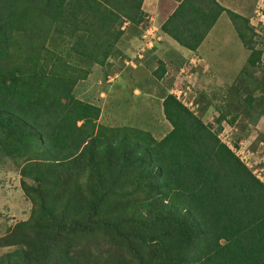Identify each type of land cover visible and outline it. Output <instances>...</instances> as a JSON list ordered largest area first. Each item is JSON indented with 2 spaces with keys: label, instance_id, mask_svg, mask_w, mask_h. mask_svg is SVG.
I'll return each mask as SVG.
<instances>
[{
  "label": "trees",
  "instance_id": "trees-1",
  "mask_svg": "<svg viewBox=\"0 0 264 264\" xmlns=\"http://www.w3.org/2000/svg\"><path fill=\"white\" fill-rule=\"evenodd\" d=\"M143 2L0 0V166L17 168L31 204L0 238V264H264V180L218 137L238 114L221 111L212 130L166 94L171 130L156 140L102 124L100 107L76 97L94 66L120 56L127 29L148 28ZM179 2L162 31L196 52L224 9ZM227 15L249 52L236 109L254 125L264 115V76L254 75L264 46L249 18ZM165 73L159 61L153 76Z\"/></svg>",
  "mask_w": 264,
  "mask_h": 264
},
{
  "label": "rangeland",
  "instance_id": "rangeland-1",
  "mask_svg": "<svg viewBox=\"0 0 264 264\" xmlns=\"http://www.w3.org/2000/svg\"><path fill=\"white\" fill-rule=\"evenodd\" d=\"M231 1L240 5L241 11L249 9L253 2V0ZM225 12L227 14V11ZM251 17L252 15L249 17V25L255 33H259L260 37H255V40L257 47L262 48L264 46L263 27ZM123 28H125L124 25ZM151 31L153 29L147 30V32ZM158 35L162 37L158 44L163 45V48L159 54L152 58L156 57L162 62L165 61L168 74L164 75L161 80L152 74L154 69L156 70L154 63L156 61L150 55V57L146 55L142 60L134 59L135 68L124 67L119 56L109 60L112 67L105 66L101 72L95 68L97 70L94 74L87 77L85 83H82L81 87L87 88L86 83L91 86L89 89L94 94L91 99L92 103L101 109L100 122L109 127L129 126L142 129L149 132L156 140H160L171 130L162 111L161 103L165 95H178L179 92L186 91L188 88L190 93L185 101L186 104L196 116L201 118L204 124L212 125V130L217 128L214 121L221 111L229 113L227 119L238 114L234 125H230L227 120L222 123L225 132H222V129L219 136L230 147H234V141H238L239 137L240 148L234 152L247 163L254 174L264 178V147L262 143H259V137L264 133L262 122H257L256 126L251 124L247 131L245 130L244 124L248 118L236 109L237 97L233 91L237 90L241 84L237 81V76L245 66L249 52L238 39L228 16L223 15L207 39L196 50L195 55L200 64L195 63V58L194 62H191L193 59L190 60L189 56H187L188 63L181 55L167 56L165 53L175 50V48L170 47L166 50V44L171 42L169 40L166 42L164 34L161 32ZM143 43L142 39L126 37L125 41L117 47H119L122 57L133 59ZM145 59L147 61L146 68L141 65L142 70L137 71L136 69L140 68L139 62ZM175 59H178V64L173 62ZM181 61L183 62L181 63ZM259 66L261 69L254 70V75L260 79L262 75L264 76V58ZM135 72L141 74L137 75ZM104 73L107 75L106 79L101 81ZM239 95L242 99L246 92L242 91ZM256 95H259V92ZM181 99H183L182 94ZM82 100L84 99L82 98ZM202 107H205L206 110L202 111ZM0 183V238H2L16 223L28 219L31 204L24 197L19 186L17 168L8 161H4L0 166ZM5 251L7 248L0 249V256Z\"/></svg>",
  "mask_w": 264,
  "mask_h": 264
},
{
  "label": "crops",
  "instance_id": "crops-1",
  "mask_svg": "<svg viewBox=\"0 0 264 264\" xmlns=\"http://www.w3.org/2000/svg\"><path fill=\"white\" fill-rule=\"evenodd\" d=\"M255 1L256 0H253L252 4L250 5V8L247 9L246 11H241L240 8H242L240 5L232 2L231 0H216V2L220 5V7H222L225 11H230L231 13H235L241 17H244V18H249L252 14V11H253V7H254V4H255ZM243 5H245L244 2H242ZM180 5V2L179 0H144L143 2V5H142V10L143 12L146 14V18L147 20L149 21V26L146 30H144V32L141 33L140 36H135V34L130 30V29H127L126 32L124 33L123 37L120 39V41L118 42V46L121 42L125 41L126 37L130 38V37H134V39H138V40H143V34L148 30V29H153V31H156V36L158 37V41H155L154 44H153V48L152 49H148L146 50L145 54H144V57H146V55H150L151 58L156 56L157 54H159V52L162 50L163 48V45H160L158 44L162 37H160L158 34L159 32H161L162 34H164V38H165V41L168 42V40L171 42V43H167L166 44V50H168L170 47H174L175 50H172V51H168L166 52L165 54L167 56H183L185 57L186 61L188 63V58L187 56L191 57L189 58L190 60L193 59V61L191 62H194V58L196 60V64L199 63V60L197 59V56L195 55V52H192L186 48H182L180 47L176 42H174L170 37H168L163 31H162V26L166 23V21L169 19V17L175 12V10L179 7ZM234 5V6H233ZM224 11V12H225ZM222 12L218 18V20L216 21L215 25L212 27L211 30H213V28L216 26V24L221 20V18L223 17V15H227L226 12L224 13ZM244 12H246V14H244ZM151 14V17H149V15ZM228 16V15H227ZM229 18V17H228ZM231 22V21H230ZM211 30L208 32V34L206 35L205 39L202 41V44L203 42L207 39V37L209 36V33L211 32ZM144 42V40H143ZM118 50H119V47H117ZM198 49V48H197ZM120 51V50H119ZM149 56V57H150ZM120 57L122 59V61L126 60V59H129L128 57H122V53H120ZM143 57V58H144ZM132 59V58H131ZM153 59V58H152ZM142 60V59H141ZM153 60H155L156 62L155 63V68L157 69L158 66H159V61H161L159 58H154ZM189 60V63H191ZM162 62V61H161ZM174 63L178 64V59H175L173 61ZM183 61H181L182 63ZM163 64H165V61L162 62ZM139 65H140V68L138 67L136 70L137 71H141L142 70V67L141 65H143L145 68L147 66V61L146 59L142 62H139ZM138 65V66H139ZM185 65V64H184ZM183 65V67H184ZM108 67H112L111 64L110 66L108 65ZM166 67V65H165ZM97 68L99 70V72L102 71V69L104 70L105 68H101L99 66H94L91 70V73H90V77L94 74V72L97 70L95 69ZM182 68V67H181ZM180 68V69H181ZM179 69V70H180ZM155 71V69H154ZM154 71L152 72V74H154ZM137 75L138 74H141V73H138V72H135ZM105 74V73H104ZM168 73L166 72L165 75H167ZM88 76V78H89ZM104 76H107L106 74L105 75H102L101 77V81L103 80V77ZM85 81V80H84ZM84 81H81L77 84V86L75 87V92H76V97L80 100H82V98L84 100L82 101H88L89 103L93 104L92 103V98L94 97V94L91 92V86L86 83L85 86L87 88H84L83 86L81 87L82 83ZM248 81L250 83L249 86H254L255 82H253V79H248ZM85 83V82H84ZM234 84V82H233ZM140 86V84L138 85V87ZM98 106V105H97ZM257 122H262V125H263V129H264V115L263 116H260L259 118L256 119V122L254 124V126H256ZM252 123H249V118L245 121V124H244V127L247 131L248 127L251 126ZM253 125V124H252Z\"/></svg>",
  "mask_w": 264,
  "mask_h": 264
},
{
  "label": "built area",
  "instance_id": "built-area-1",
  "mask_svg": "<svg viewBox=\"0 0 264 264\" xmlns=\"http://www.w3.org/2000/svg\"><path fill=\"white\" fill-rule=\"evenodd\" d=\"M251 19H256L258 22H256L257 24L259 25H262V27H264V0H256L255 1V5H254V9H253V12H252V17ZM252 22V21H251ZM143 40H144V43L141 47V49L136 53V55L133 57V59H129V60H126L124 62L125 65L129 66V67H132V68H135V64L133 62L134 59H137V60H141L143 59L144 57V54L146 52V50L148 49H152L153 48V44L155 41H158V37L156 36V31H151V32H145L143 34ZM190 93V91L188 90V88H186V91H182V92H179L178 95H174L175 98L180 101L185 107H187L189 110L190 108L188 107V105L186 104L185 101H187V98L189 97L188 94ZM181 94H182V97L183 99H181ZM183 100V101H182ZM192 103V102H191ZM191 106V104H189ZM191 111V110H190ZM222 132H225V130L223 129ZM221 136H219V139L222 143H224V141L220 138ZM226 144V143H225ZM240 144V143H239ZM227 145V144H226ZM228 146V145H227ZM229 149L234 152L235 150H238L240 147L238 148H235V147H230L228 146ZM235 153V152H234ZM236 155V153H235ZM240 161H242L247 167V163L243 161V159L237 154L236 155ZM249 168V167H248ZM255 176L260 180V181H263L264 178H261L260 176H257L255 174Z\"/></svg>",
  "mask_w": 264,
  "mask_h": 264
},
{
  "label": "clouds",
  "instance_id": "clouds-1",
  "mask_svg": "<svg viewBox=\"0 0 264 264\" xmlns=\"http://www.w3.org/2000/svg\"><path fill=\"white\" fill-rule=\"evenodd\" d=\"M219 136V135H218Z\"/></svg>",
  "mask_w": 264,
  "mask_h": 264
}]
</instances>
